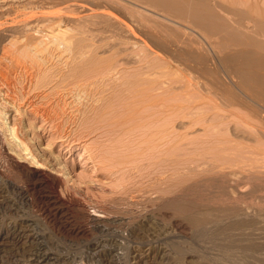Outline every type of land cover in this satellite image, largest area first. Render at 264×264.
Wrapping results in <instances>:
<instances>
[{
    "label": "rangeland",
    "instance_id": "obj_1",
    "mask_svg": "<svg viewBox=\"0 0 264 264\" xmlns=\"http://www.w3.org/2000/svg\"><path fill=\"white\" fill-rule=\"evenodd\" d=\"M260 3H262V0H260ZM253 12L258 13V10L255 9ZM104 34L107 33L103 32L100 36ZM104 36L106 37L107 35ZM104 36L103 40H101L103 41L102 43H100V40H84H87L88 45L83 42V47L87 48H85L86 50L83 48V51L85 53L87 51V54H84L86 56L89 55L88 57L84 56V54L83 57H80L77 54V60L76 52L73 50L75 55H69H72L71 57L73 58L75 56V59L69 56L68 60L70 61H67V58L65 60L62 59L63 61H57L55 66H59L54 68L57 73V79L55 80V77H53L54 79L47 82L46 86L37 83V85L32 86L33 88L30 87L27 92H20L18 90L21 88L22 91V87H19L21 86L19 82H15L18 85H12L10 93L11 95L21 96L22 99L24 98L23 100L15 95L13 97L9 96V92H6L5 87L0 85V102L10 103V105L5 103L7 105L5 110L7 111L6 120H9L8 123L10 125H15L14 128L17 130V135L26 143L38 161L44 165V170L41 169V171H44V177L42 178L33 173V168L27 169L28 164L26 162H23L22 168L15 167L13 164L11 165L4 147L0 145V264H152L151 262L159 264V261L162 264L161 258L163 257V260H166L169 253L175 254L176 259L179 260L178 264H248L246 263L248 260L249 264L256 262V264H260L261 261L264 263L261 260L264 259V255L261 256V261L258 258L260 256L259 253L262 255V252H264V247L259 246L263 251L258 248V244H264L262 242L264 241V236L260 235L264 233L262 231L264 230L262 229L264 228V135L261 136V134H264V126L262 122L257 116L251 114L246 106L234 103L231 98L229 99V97L225 96L227 94L220 89L219 81L220 83L225 81L228 84L231 81L226 78L227 76L222 71V68L219 67L214 71V79L210 78L211 76L202 77L200 74V78H198L199 76H196L198 74L194 73L198 79L194 77L193 81L182 70L180 71L184 73L183 76L179 77L178 73V77L174 76L176 73L174 72L173 77L171 76L173 71L168 72L171 68L174 69L173 67L169 66L165 70L164 66L163 68L161 67L162 65L160 66L159 63H156V60L159 62L157 58L142 50L143 48H140V46L132 48L129 44L126 46V43H124L128 51L122 48L118 52L121 49L119 44L122 46L123 43H116L118 42L117 40L114 39L113 41V39L108 38L111 40L109 41L107 37L104 39ZM95 42L96 45H92ZM111 44L114 45L112 48H110ZM87 46H90V48L88 49ZM95 47L97 50H95ZM114 48L117 51H114ZM131 48L135 49L138 54L135 53V58L134 56L132 57L134 54L130 55V52H133ZM111 51H114V53ZM124 51L128 52V54ZM119 53L121 57L123 56L122 58L120 57L121 63L117 60V58L119 59ZM90 54H92V57ZM114 54L117 56L116 59L113 58L115 57ZM102 55L105 59L108 57V63L111 62L113 66L109 68L110 63L108 66L104 61L102 63L101 59L105 60L101 58L103 57ZM127 55L129 60L134 59L135 64L132 60L129 63ZM144 56L146 57L144 58ZM137 57L142 59V61L145 60V63ZM71 60H76L77 63ZM85 60H89V62H84ZM68 62L69 64L71 62L73 66L71 64L70 66ZM90 62H95V65H98V63L102 65L101 67L96 65V67L94 63L88 64ZM83 63H87L84 65L88 66L89 71H87L88 69ZM74 64L77 67L79 66V69ZM82 65L86 70L83 69ZM89 66H92L91 72L93 73L90 72ZM158 66L161 67L159 68L160 71H165L161 73L158 70ZM66 67H70L71 71L73 69L79 70V73L83 69L84 73H81V75L86 74L83 75L84 77L79 75L81 78L77 77L67 80V72L69 74L72 72ZM112 67L114 69L116 67L118 71L116 69V71L112 70ZM101 71H103V74ZM180 71L178 70V72ZM62 72L66 73L65 76ZM116 72L117 74L115 75ZM181 72L180 74L182 75ZM94 73L97 77L93 75ZM141 73H148V76ZM163 73L167 75L164 77ZM220 73L221 78L218 75ZM107 75L110 76V79ZM158 75H162L165 78L160 76V80H168L167 82L162 80L167 85L164 84L163 87L161 85L163 82L159 83ZM168 75L171 77L170 79ZM216 75H218L219 80ZM222 75H224L223 80ZM99 76L101 79H99ZM58 77L60 78L58 79ZM182 77H185L186 81L184 78L181 80ZM204 78L207 79L205 80ZM209 78L214 84L207 81ZM79 79H82V81ZM148 79H151V81ZM187 79L193 81L192 86L191 84L189 85ZM138 80L141 83L137 82ZM179 80L187 82L186 84L190 86V91L185 90L184 92L183 89L186 88L184 86L186 84L184 82L180 83ZM83 81L86 83H83ZM124 81L134 85L131 84L130 86ZM155 81H159L157 85L154 83ZM202 81L206 82L203 83ZM196 83L201 85L198 86L201 91ZM202 83L203 85L206 83L210 85L206 84L204 86V88L207 87L206 89L200 88L203 87ZM104 84H106L105 87ZM128 85L131 87V91L130 88H126ZM177 85L178 87H176ZM136 86H139V89L143 88L141 90L144 93L141 90L142 93L138 91L139 89L135 88ZM50 87L52 88L51 91L49 90ZM144 87L147 89L146 91ZM35 88L38 89V92ZM180 88L182 89L181 92ZM67 89L70 91H68L69 93ZM72 90L73 92L75 90V92L71 93ZM127 90L131 93L135 92V96ZM212 90H215L214 93H216L214 94ZM14 91L23 95H19ZM58 91L60 93H57ZM234 91L236 90L234 89ZM148 92L150 93L149 95H147ZM157 92L159 94L163 92V96H158ZM204 93H207V95ZM25 94L28 97H25ZM143 94L145 99L138 98L139 96L143 97ZM61 96H64L62 100L59 99ZM55 99L58 101L55 102ZM222 99H224L223 102ZM228 99L230 102H228ZM7 100L10 101L8 102ZM120 101L123 103H120ZM145 101L146 103H144ZM225 102L230 104L227 103L226 105ZM32 103L34 104L32 105ZM143 104L145 106H142ZM56 105L57 107L59 105V107L56 108ZM196 106L197 108H195ZM110 107L111 109H109ZM190 107H193V110L196 109L199 114H193V110ZM173 116L177 117V121ZM171 122L172 124H170ZM164 123L165 125H162ZM182 123L184 124L182 125ZM261 124L262 127H260ZM257 128L258 131L260 128L261 134H258ZM246 134L249 135L247 136ZM172 138L174 140H171ZM154 140L156 141L154 142ZM144 141H146V144ZM149 152L151 153L149 154ZM187 160L190 161L188 162ZM218 169L223 172L219 173ZM248 177L252 178L249 179ZM56 181L58 182L56 183ZM211 189L216 191L212 192ZM175 201L176 203L188 205V212L187 210H181L182 212L180 209L176 210L173 205ZM93 210L103 212V216L98 220L93 215L90 216L89 211L92 212ZM233 210L235 213L230 214L231 211L234 212ZM226 214L229 216L227 217ZM189 215L197 218L204 217L205 219L202 223L199 221L189 223L187 221V216ZM253 217L254 219H252ZM225 218L228 220H225ZM237 218H241L238 220L239 222L243 221V225L249 224V226H244V230H242V224L234 227L236 225L234 223L238 221ZM255 220L260 222L257 221V223ZM229 221L236 222L230 224L231 222ZM229 224L231 227L234 225L235 229L238 227L237 230L232 227L233 229L230 228L227 234L226 231L223 233L219 231L220 226L221 228L229 227ZM213 226L216 228L215 230ZM253 226H258V229H256L257 227L254 229ZM250 228L252 232H257L259 237L254 232L252 234ZM233 230L234 233H232ZM213 231L220 232V237ZM230 233L236 237L242 235L239 238L244 237L245 240H250V237L246 236L250 233L248 235L251 236V241H256L257 244V251L253 250L256 254L253 251L246 253L250 254V256L246 255L245 252L243 253V251V254H240L241 250L238 246H231L233 248L230 247L231 250L229 248L230 242L227 240V235ZM223 241L224 244L222 243ZM224 245H227V248ZM148 248L151 252L148 251ZM176 248L180 249V251L176 250ZM112 252L115 253V256ZM148 253H150L149 257ZM244 254L249 256V258L243 257ZM251 256H255L258 260L256 261L255 257L252 259L253 257L251 258ZM172 260L174 259L172 258ZM252 260L253 262L251 263Z\"/></svg>",
    "mask_w": 264,
    "mask_h": 264
},
{
    "label": "bare ground",
    "instance_id": "obj_2",
    "mask_svg": "<svg viewBox=\"0 0 264 264\" xmlns=\"http://www.w3.org/2000/svg\"><path fill=\"white\" fill-rule=\"evenodd\" d=\"M263 3V4H262ZM262 3H260V0H0V85L5 87L6 92H9V96L13 97L11 95V88L12 85L17 84L18 82L20 83L22 87L18 90L20 92H27L30 87L37 83H41L44 86H46V83L49 82L51 79L55 80L57 79V73L55 72L54 68L59 66H55L57 61H60L62 59H66L67 61L69 58V54H74L73 50L76 52V58L77 54L80 57H83V54L85 53L84 50L87 48L84 46L83 47V42L87 44V40L84 41L85 39H91L92 41H97V40H103V36L107 35V39H114L117 40L118 42L116 43H123L122 46H124V43L129 44L132 48L140 46V48H143L142 50L147 51L151 56L157 58L159 60V63L161 67H163L165 70L167 67H173L174 69H170L169 71H173L171 76H178L181 77L184 75L180 70L183 72L185 71L188 74V77L190 79H195L194 73H197L204 77L208 76L210 78H215V73L214 71L217 68H222L226 74V78H228L231 82L230 84L226 83H220L219 85L221 86L220 89L222 91L226 92L227 98H231V101L237 104H242V106H246L251 114L254 116H257V118L262 122L264 126V0H262ZM262 4V5H261ZM261 5V6H260ZM257 9L258 13H254L253 11ZM3 19V20H1ZM99 29V30H98ZM106 32L107 34H104L103 36H100L101 33ZM105 37V36H104ZM106 37L104 39H106ZM102 38V39H101ZM109 40V39H108ZM90 41V42H92ZM111 41V40H109ZM107 41V42H109ZM99 42V41H98ZM101 41L100 43H102ZM106 43V41H104ZM89 43V40H88ZM104 43V44H105ZM111 43V42H109ZM92 44V43H91ZM96 45V42L93 43L92 45ZM115 44V43H114ZM90 45V44H89ZM101 45V44H100ZM120 45V46H119ZM118 46L121 47L118 52L122 50V48H125L119 44ZM112 48L114 45H110ZM88 47V46H87ZM106 47V46H105ZM129 47V46H128ZM86 48V49H85ZM90 46L88 47V49ZM96 48V47H95ZM131 48V49H132ZM97 50V48L95 49ZM114 51L115 48L113 49ZM127 50V47L125 48ZM133 50V49H132ZM89 51V50H88ZM91 51V49H90ZM106 51V50H104ZM114 51H111L114 53ZM128 51V50H127ZM130 51V49H129ZM144 51V52H145ZM125 52V51H124ZM128 54V52H125ZM132 52V51H131ZM131 54L132 57L137 54L135 52V49ZM89 53V52H88ZM112 53V55H113ZM136 53V54H135ZM74 54V55H75ZM87 54V51L86 53ZM84 54V56H86ZM92 57V54H90ZM120 55V56H119ZM118 57L114 56V59L117 58L118 61H120L121 54L119 53ZM129 55V58L131 59V56ZM138 55V54H137ZM72 56V55H71ZM70 56V57H71ZM89 56V55H88ZM86 56V57H88ZM103 56V55H102ZM109 56V55H108ZM126 56V55H124ZM149 56V55H148ZM98 57V56H96ZM112 57V56H111ZM123 57V56H122ZM121 57V58H122ZM146 56H144L145 58ZM150 57V56H149ZM73 58V57H71ZM70 58V59H71ZM85 58V57H84ZM101 58H104L101 57ZM112 58V60H113ZM126 58V57H125ZM138 58V57H137ZM75 59V56L74 58ZM82 59V58H81ZM90 59V57H89ZM105 59V58H104ZM128 59V55H127ZM139 60L142 61V59L138 58ZM150 59V58H149ZM78 60V58H77ZM84 60V59H83ZM96 61V59H94ZM93 60V61H94ZM98 60V59H97ZM100 60V58H99ZM98 60V61H99ZM106 60V62H105ZM101 59V62L104 61V63L108 64L107 59ZM111 60V59H110ZM122 60V59H121ZM125 60V59H124ZM129 60V59H128ZM132 60V59H131ZM131 60H129L131 63ZM63 61V60H62ZM61 61V62H62ZM75 61L76 60H71ZM92 61V58H91ZM134 63V59L132 60ZM135 61H137L135 59ZM140 61V62H141ZM145 61V60H144ZM142 61V62H144ZM84 62H89V60H85ZM100 62V61H99ZM100 62V63H101ZM113 62V61H112ZM116 62V61H115ZM139 63V61H137ZM147 62V60H146ZM66 63V62H65ZM73 63V62H72ZM77 63V62H76ZM95 65V62H93ZM93 63H88V64H93ZM98 67H101L99 65ZM103 63V62H102ZM121 63V61H120ZM124 63V62H123ZM145 63V62H144ZM154 63V62H153ZM60 64V63H59ZM64 64V63H63ZM69 64V62H68ZM67 64V65H68ZM71 64V62H70ZM69 64V65H70ZM87 64V63H83ZM126 64V61H125ZM128 64V63H127ZM135 64V63H134ZM149 64V63H148ZM158 64V65H159ZM61 65V64H60ZM66 66V64H64ZM72 65V64H71ZM70 65V66H71ZM83 69L86 70V68ZM95 65V66H96ZM133 65V64H132ZM147 65V64H145ZM62 66V65H61ZM60 66V67H61ZM73 66V65H72ZM74 66H76L74 64ZM81 66V65H80ZM94 66V67H95ZM96 66V67H97ZM113 66L112 64L108 66L109 68ZM155 66V65H154ZM64 67V66H63ZM62 67V68H63ZM79 67V66H78ZM76 66V68H78ZM80 67V68H82ZM87 71H89L88 66ZM90 67V66H89ZM92 67V66H91ZM91 67H90V72H91ZM147 67V66H146ZM158 66V70L160 71ZM67 68V67H66ZM75 68V67H74ZM108 68V69H109ZM149 68V67H148ZM156 68V67H155ZM155 68H153L154 71ZM162 68V69H163ZM70 73L67 72L68 78L67 80L71 78H77L79 75H81L82 71L79 73L75 69L73 71L70 70V67H68ZM79 69V68H78ZM103 69V68H101ZM116 69V67H115ZM112 67V70H115ZM163 69V70H164ZM62 70V69H60ZM99 70V69H98ZM111 70V69H110ZM111 70V72H112ZM117 70V69H116ZM115 70V71H116ZM147 70V69H146ZM152 70V71H153ZM164 70V71H165ZM176 70V71H174ZM178 70L180 72H178ZM66 71V70H65ZM85 71V72H87ZM100 71V70H99ZM98 71V72H99ZM103 71H105L103 69ZM103 71L102 74H103ZM108 71V70H107ZM118 71V70H117ZM164 71H160L161 73ZM171 71V72H172ZM110 72V71H109ZM167 72V71H166ZM165 72V73H166ZM170 72V73H171ZM63 73V72H62ZM93 73V72H91ZM108 73V72H106ZM114 73V71L112 72ZM111 73V74H112ZM152 74V72H150ZM219 73V72H218ZM60 74V73H58ZM64 74V73H63ZM66 74V73H65ZM64 74V76H65ZM109 74V73H108ZM110 74V75H111ZM117 72L115 73V75ZM142 75L148 73H141ZM164 74V73H163ZM169 74V73H168ZM192 74V75H191ZM223 74V73H222ZM92 75V74H91ZM96 76V74H93ZM100 75V74H97ZM105 75V72H104ZM119 75V74H118ZM167 74H164V77ZM219 77L221 75L218 74ZM216 75V77L218 76ZM70 76V78H69ZM87 76V75H86ZM101 76V75H100ZM99 76V79H101ZM109 76V75H107ZM123 76V75H121ZM146 76V75H145ZM150 76V75H149ZM152 76V75H151ZM159 76V75H158ZM157 76V77H158ZM162 76V75H160ZM158 77V79L160 78ZM173 76V77H174ZM177 76V77H178ZM224 79V75H222ZM79 77V78H81ZM84 77V76H83ZM89 77V76H88ZM91 77V76H90ZM97 77V76H96ZM102 77V76H101ZM106 77V75H105ZM112 77V76H111ZM117 77V76H116ZM154 77V76H153ZM163 77V76H162ZM161 77V79H162ZM163 77V78H164ZM169 77V75H168ZM195 77V78H194ZM207 77V78H208ZM217 77V79L219 78ZM60 77H58L59 79ZM62 78V77H61ZM64 78V77H63ZM110 79V76L108 77ZM149 78V77H148ZM156 78V77H155ZM171 77H169L170 79ZM184 78L186 81L185 77H182L181 80ZM200 78V76L198 77ZM197 78V79H198ZM207 78H204L205 80ZM208 79L207 81L211 82V79ZM213 78V79H214ZM221 78V77H220ZM83 79V78H82ZM82 79H79L82 81ZM98 79V80H99ZM119 79V78H117ZM154 79V78H153ZM165 79V78H164ZM178 79V78H177ZM176 79V81H178ZM180 79V78H179ZM190 79H187L189 81V85L193 84V81ZM73 80V79H72ZM84 80V79H83ZM90 80V79H89ZM95 80V79H94ZM97 80V79H96ZM108 80V79H107ZM106 80V81H107ZM115 80V79H114ZM131 80V79H130ZM135 80V79H134ZM151 81V79H148ZM156 80V79H155ZM163 80V79H162ZM160 80L159 83H162L163 81L166 80ZM179 82H184L185 84L187 82L181 81ZM201 80V79H200ZM216 80V79H215ZM219 80V79H218ZM76 82L75 80H73ZM86 81V80H85ZM83 81V83L85 82ZM100 81V80H99ZM98 81V82H99ZM105 81V82H106ZM109 81V80H108ZM117 81V80H116ZM126 81V80H125ZM124 81V82H125ZM149 81V82H150ZM162 81V82H161ZM168 81V80H167ZM166 81V82H167ZM171 81V80H170ZM197 81V80H195ZM17 82V83H15ZM53 82V80H52ZM61 82V79H60ZM97 82V81H96ZM102 82V81H101ZM123 82V81H122ZM136 82V81H135ZM137 82L141 83L140 80ZM158 82H154L157 83ZM172 82V81H171ZM203 82V81H202ZM206 82V81H204ZM203 82V83H204ZM45 83V84H44ZM51 83V82H50ZM50 83H48L50 85ZM56 83V82H55ZM64 83V82H63ZM69 83V82H68ZM86 83V82H85ZM120 83V82H119ZM127 83V82H125ZM153 83V84H154ZM179 83V84H180ZM182 83V84H184ZM195 83V82H194ZM201 83V82H200ZM204 88L205 85H203ZM39 84V85H41ZM53 84V83H52ZM91 84V83H90ZM93 84V83H92ZM127 84H130L127 83ZM134 85L133 83H131ZM130 84V86H131ZM143 84V83H142ZM165 82H163L161 85L164 87ZM197 84V83H196ZM214 84V82H213ZM18 85V84H17ZM16 85V86H17ZM42 85V87H43ZM67 85V83H66ZM71 85V84H70ZM73 85V84H72ZM95 85V84H94ZM106 84H104L105 87ZM126 85V84H125ZM167 85V84H165ZM189 85H184L186 88ZM200 84H197V87ZM210 85V84H208ZM218 85V83H217ZM0 86V88H1ZM63 86V85H62ZM77 86V85H76ZM124 86V85H122ZM128 85L126 87L127 89L131 87ZM142 86V85H141ZM201 86V85H200ZM233 86V87H231ZM18 87V86H17ZM41 87V86H40ZM52 87V86H51ZM50 87V91L51 88ZM54 87V86H53ZM56 87V86H55ZM68 87V86H67ZM92 87V86H91ZM178 87V85L176 86ZM215 87V86H214ZM14 88V87H13ZM33 88V87H32ZM38 88V87H37ZM35 88V89H37ZM45 88V87H44ZM74 88V87H73ZM82 88V87H81ZM96 88V87H95ZM119 88V87H118ZM125 88V89H126ZM139 89V86L135 87ZM141 88V87H140ZM145 88V87H144ZM182 88V87H181ZM180 88V89H181ZM183 89L184 92L185 90H189L190 86L188 89ZM207 88V87H206ZM204 88V89H206ZM209 88V86H208ZM216 88V87H215ZM18 89V88H17ZM57 90V88H55ZM54 89V90H55ZM59 89V88H58ZM69 89V88H68ZM67 89V92L69 91ZM137 89V90H138ZM143 90V88H141ZM139 89L138 91H140ZM164 89V88H163ZM199 89V87H198ZM210 89V88H209ZM208 89V90H209ZM234 89L236 91H234ZM4 90V92H5ZM41 90V88H40ZM64 90V89H61ZM106 90V89H105ZM119 90V89H118ZM133 90V86H132ZM136 90V89H135ZM141 90V91H142ZM147 89L145 88V91ZM162 90V89H161ZM200 90V89H199ZM219 90V89H218ZM2 91V90H1ZM38 92V89L36 90ZM35 91V92H36ZM65 91V90H64ZM128 91V90H127ZM128 91V92H130ZM137 91V93H138ZM140 91V92H141ZM149 91V89H148ZM163 91V90H162ZM182 89L180 90V92ZM190 91V90H189ZM201 91V90H200ZM206 91V90H205ZM213 93L215 90H212ZM220 91V90H219ZM15 92V91H14ZM20 92H15V93H20ZM41 92V91H40ZM39 92V93H40ZM48 92V91H47ZM66 92V91H65ZM63 92V93H65ZM70 92V91H69ZM68 92V93H69ZM75 92V90H74ZM73 90L71 93H74ZM81 92V91H80ZM143 92V91H142ZM141 92V93H142ZM152 92V91H151ZM179 92V93H180ZM182 92V93H184ZM204 92V91H202ZM202 92H200L202 94ZM207 92V91H206ZM211 92V91H210ZM1 93V92H0ZM3 93V92H2ZM13 93V91H12ZM49 93V92H48ZM52 93V92H51ZM57 93H60L59 91ZM79 93V92H78ZM84 93V92H83ZM119 93V91H118ZM126 93V92H125ZM124 93V94H125ZM131 93V92H130ZM139 93V95H141ZM144 93V92H143ZM158 93V92H157ZM161 93V92H160ZM163 93V92H162ZM159 94L162 95L163 94ZM181 93V94H182ZM197 93V92H196ZM216 93V92H215ZM214 93V94H215ZM222 93V92H220ZM32 94V93H31ZM34 94V93H33ZM46 94V92H45ZM50 94V93H49ZM48 94V95H49ZM134 94L135 92L131 93ZM150 93L148 92L147 95ZM152 94V93H151ZM189 94V93H187ZM207 95V93H204ZM218 94V93H217ZM224 94V93H223ZM8 95V94H7ZM23 95V94H19ZM29 95V94H28ZM40 95V94H38ZM44 96V94H42ZM41 95V96H42ZM53 95V93H52ZM62 95V94H61ZM72 95V94H71ZM71 95H65V96H71ZM89 95V94H88ZM115 95V93H114ZM117 95V94H116ZM127 95V94H126ZM222 95V94H221ZM220 95V96H221ZM16 96V95H15ZM18 96V95H17ZM16 96V97H17ZM27 94H25V97ZM30 96V95H29ZM40 96V97H41ZM51 96V95H50ZM58 96V95H57ZM82 96V95H81ZM128 96V95H127ZM131 96V95H130ZM217 96V95H216ZM21 97V96H18ZM24 97V96H23ZM28 97V96H27ZM36 97V96H35ZM53 97V96H52ZM64 97V96H63ZM63 97L61 96L59 99L62 100ZM73 97V96H72ZM76 97V96H75ZM80 97V96H78ZM148 97V96H147ZM155 97V96H154ZM161 97V96H160ZM223 97V96H222ZM6 98V97H5ZM33 98V97H32ZM42 98V97H41ZM58 98V97H57ZM66 98V97H65ZM69 98V97H68ZM124 98V96H123ZM126 98V97H125ZM129 98V97H128ZM138 98H144L139 96ZM224 98V97H223ZM10 99V98H8ZM24 99V98H23ZM21 97V100H23ZM26 99V98H25ZM29 99V98H28ZM75 99V98H74ZM120 99V97H119ZM145 99V98H144ZM142 99V100H144ZM153 100V98H151ZM150 99V100H151ZM228 99V102H230ZM56 100V99H55ZM67 100V99H66ZM95 100V99H94ZM147 100V98H146ZM224 99H222L223 102ZM8 101V100H7ZM10 101V100H9ZM8 101V102H9ZM15 101V100H14ZM20 101V99H19ZM34 101V100H33ZM32 101V102H33ZM47 101V100H45ZM50 101V100H49ZM56 100L55 102H57ZM68 101V100H67ZM76 101V100H75ZM148 101V100H147ZM162 101V100H161ZM227 101V100H226ZM13 102V101H11ZM28 102V101H27ZM31 102V100H30ZM54 102V103H55ZM70 102V101H69ZM77 102V101H76ZM122 101H120L121 103ZM163 102V101H162ZM191 102V101H190ZM193 102V101H192ZM227 102V103H228ZM6 103V102H5ZM0 102V145L4 147V150L9 158V161L11 162V165L13 164L15 167H20L22 168L23 162H26L28 164V168L34 169L33 173L36 176L39 177H44V165L41 164V162L38 161V159L35 157L34 153L31 152L29 147H27L26 143L17 135L15 130V125H10L8 121L6 120V112L7 105H10V103ZM14 103V102H13ZM40 103V102H39ZM44 103V102H43ZM47 103V102H46ZM59 103V102H58ZM96 103V102H95ZM123 103V102H122ZM146 103V101L144 102ZM160 103V101H159ZM188 103V102H187ZM226 103V102H225ZM226 103V105H227ZM19 104V103H18ZM34 103H32L33 105ZM57 104V103H56ZM61 104V103H59ZM109 104V103H108ZM140 104V102H139ZM142 104V103H141ZM191 104V103H190ZM230 104V103H228ZM23 105V104H22ZM31 105V104H30ZM45 105V104H44ZM62 105V104H61ZM71 105V104H70ZM74 105V104H73ZM99 105V104H98ZM110 105V104H109ZM116 105V104H115ZM121 105V104H120ZM162 105V103H161ZM193 105V104H192ZM225 105V104H224ZM225 105V106H226ZM15 106V105H14ZM20 106V105H19ZM29 106V105H28ZM39 106V105H38ZM55 106V105H54ZM66 108L67 106L64 105ZM69 106V105H68ZM142 106H145L144 104ZM151 106V105H147ZM164 106V105H163ZM13 107V106H12ZM59 107V105H58ZM56 105V108H58ZM61 107V106H60ZM71 107V106H70ZM188 107V106H187ZM15 108V107H14ZM33 108V106H31ZM48 108V107H47ZM66 108H64L66 110ZM95 108V107H94ZM152 108V107H151ZM155 108V107H154ZM153 108V109H154ZM191 108V107H190ZM193 108V107H192ZM191 108V110H193ZM197 108V106L195 107ZM199 108V107H198ZM244 108V107H243ZM12 109V108H11ZM45 109V108H44ZM99 109V108H97ZM96 109V110H97ZM107 109V108H106ZM105 109V110H106ZM111 109V107L109 108ZM150 109V107H149ZM16 110V109H15ZM59 110V109H58ZM104 110V109H103ZM17 111V110H16ZM21 111V110H20ZM36 111V110H35ZM43 111V110H42ZM48 111V110H47ZM71 111V110H69ZM112 111V110H110ZM152 111V110H151ZM196 109L193 110V114H196L197 111ZM200 112V110H198ZM15 112V111H13ZM37 112V111H36ZM39 112V111H38ZM68 112V111H67ZM157 112V111H156ZM154 112V113H156ZM173 112V110H172ZM19 113V111H18ZM42 113V112H41ZM63 113V112H62ZM99 113V112H98ZM192 113V112H190ZM17 114V113H16ZM44 114V113H43ZM61 114V113H60ZM68 114V113H67ZM93 114V110H92ZM177 114V113H176ZM199 114V113H197ZM19 115V114H18ZM49 115V114H48ZM84 115V114H83ZM160 115V114H159ZM162 115V114H161ZM172 115V114H171ZM56 116V115H55ZM157 116V115H156ZM62 117V116H61ZM70 117V116H69ZM174 117V116H173ZM172 117V118H173ZM183 117V116H182ZM191 117V116H190ZM58 118V116H57ZM63 118V117H62ZM77 118V117H76ZM75 118V119H76ZM92 118V117H91ZM177 118V117H176ZM174 117V119L176 120ZM66 119V118H65ZM171 119V118H170ZM169 119V120H170ZM182 119V118H181ZM61 120V119H60ZM172 121V120H171ZM177 121V120H176ZM181 121V120H180ZM51 122V121H50ZM61 122V121H60ZM154 122V120H153ZM175 122V121H173ZM182 122V121H181ZM181 122H179L181 124ZM162 123V122H161ZM172 124V122L170 123ZM177 124V122H176ZM184 123H182L183 125ZM262 124L260 127H262ZM73 125V124H72ZM161 125V124H160ZM162 125H165L162 124ZM181 126V125H180ZM67 127V126H66ZM255 128V126H254ZM57 129V128H56ZM166 129V128H165ZM264 129V128H263ZM19 130V129H18ZM157 130V129H156ZM256 130V129H255ZM262 130V129H261ZM69 131V130H68ZM172 131V130H171ZM258 131V128H257ZM59 132V131H58ZM71 132V131H70ZM164 132V131H163ZM162 132V133H163ZM259 133H260V128H259ZM264 132V131H263ZM262 132V133H263ZM150 133V131H149ZM153 133V132H152ZM158 133V132H157ZM160 133V132H159ZM166 133V132H165ZM170 133V131H169ZM247 133V132H246ZM251 133V132H250ZM164 134V133H163ZM174 134V133H173ZM245 134V132H244ZM146 135V134H145ZM156 135V134H155ZM247 135V134H246ZM249 135V134H248ZM247 135V136H248ZM255 135V134H254ZM264 134H261V136ZM153 136V135H152ZM166 136V135H164ZM252 136V135H251ZM151 137V136H150ZM173 137V136H172ZM176 137V136H175ZM178 137V136H177ZM245 137V136H244ZM264 137V136H263ZM147 138V137H146ZM158 138V137H157ZM156 138V140H157ZM163 138V136H162ZM256 138V137H255ZM259 138V135H258ZM148 139H150L148 137ZM154 139V138H153ZM161 139V138H160ZM254 139V138H252ZM154 140V142L156 141ZM163 140V139H162ZM171 140H174L173 138ZM146 141H144L145 143ZM149 142V141H148ZM150 143V142H149ZM146 144V143H145ZM148 144V143H147ZM155 144V143H154ZM163 144V143H162ZM178 144V143H177ZM142 145H144L142 143ZM159 145V144H158ZM164 146V145H163ZM184 146V145H183ZM161 148V147H160ZM142 149V148H141ZM150 149V148H149ZM156 149V148H155ZM157 149H159L157 147ZM161 150V149H160ZM143 151V150H142ZM149 151V150H146ZM159 152V151H158ZM145 153V151H144ZM148 154V152H146ZM151 152H149L150 154ZM160 153V152H159ZM157 153V154H159ZM161 154V153H160ZM164 154V153H163ZM149 156V155H148ZM161 157V156H160ZM166 157V156H165ZM148 158V157H147ZM185 158V156H184ZM177 159V158H176ZM153 160V158H152ZM156 160V159H154ZM164 161V160H163ZM188 161V160H187ZM190 161V160H189ZM188 161V162H189ZM165 162V161H164ZM179 162V161H178ZM183 162V161H182ZM167 163V160H166ZM172 163V162H170ZM165 164V163H163ZM166 166V165H165ZM190 166V165H189ZM4 167V166H3ZM157 167V166H156ZM222 167V166H221ZM226 167V166H225ZM25 168V167H24ZM193 168V167H191ZM229 168V166H228ZM41 169H43L41 171ZM224 169V168H222ZM47 170V169H46ZM225 170V169H224ZM250 170V169H248ZM2 171V170H1ZM219 171V169H218ZM251 171V170H250ZM260 171V170H259ZM3 172V171H2ZM223 171H219V173H222ZM46 173V172H45ZM226 174V173H225ZM255 174V173H254ZM253 174V176H254ZM263 174V173H262ZM222 175V174H221ZM252 175V174H251ZM257 175V174H256ZM252 176V177H253ZM216 177V176H215ZM247 177V176H245ZM250 177V178H252ZM255 177V176H254ZM259 177V176H258ZM262 177V176H261ZM1 178V177H0ZM205 178V177H204ZM249 178V177H248ZM249 178V179H250ZM257 178V177H255ZM62 179V178H61ZM199 179V178H198ZM203 179V178H202ZM219 179V178H217ZM225 179V178H224ZM246 179V178H245ZM248 179V180H249ZM208 180V178H207ZM215 180V179H214ZM213 180V181H214ZM244 180V178H243ZM252 180V179H251ZM228 181V180H227ZM247 181V180H246ZM58 181H56L57 183ZM60 182V181H59ZM220 182V181H218ZM217 182V183H218ZM251 182V181H250ZM249 182V183H250ZM243 183V182H242ZM252 183V182H251ZM191 184V183H190ZM189 184V185H190ZM226 184V183H225ZM220 185V184H219ZM217 185V187H219ZM253 185V184H252ZM216 186V185H215ZM7 187V186H6ZM12 189V188H11ZM216 189V188H215ZM222 189V188H221ZM7 190V189H6ZM219 190V189H216ZM215 190V191H216ZM250 190V189H249ZM212 191V189H211ZM214 191V190H213ZM212 191V192H213ZM214 191V192H215ZM237 192V191H236ZM258 192V191H257ZM260 192V191H259ZM211 193V192H210ZM238 193V192H237ZM251 193V192H250ZM253 193V192H252ZM256 193V192H255ZM19 194V193H18ZM236 194V193H235ZM7 195V194H6ZM251 195V194H250ZM261 195V194H259ZM155 196V195H154ZM161 196V195H160ZM253 196V195H252ZM8 197V196H7ZM153 197V196H152ZM163 197V196H162ZM238 197V196H237ZM248 197V196H247ZM256 197V196H255ZM262 197V196H261ZM57 198V197H56ZM155 198V197H154ZM259 198V197H258ZM157 199V198H155ZM213 199V198H212ZM243 200V199H242ZM256 200V199H255ZM259 200V199H258ZM173 201V200H172ZM235 201V200H234ZM264 201V200H263ZM3 202V201H2ZM133 202V201H132ZM178 202V201H177ZM197 202V201H196ZM257 202V200H256ZM260 202V201H259ZM258 202V203H259ZM10 203V202H9ZM236 203V202H235ZM255 203V202H254ZM220 204V203H219ZM251 204V203H250ZM174 208L176 210L180 209L183 211H186L188 209V205L182 204V203H175L173 204ZM232 205V203H231ZM239 205V204H238ZM244 205V204H243ZM248 205V204H247ZM9 206V205H8ZM234 206V205H233ZM240 206V205H239ZM246 206V205H245ZM256 206V205H255ZM228 207V206H226ZM243 207V206H242ZM248 207V206H247ZM251 207V206H250ZM254 207V206H253ZM259 207V206H258ZM16 208V207H15ZM238 208V206H237ZM227 209V208H226ZM232 209H234L232 207ZM236 209V208H235ZM243 209V208H242ZM250 209V208H249ZM252 209V208H251ZM258 209V208H257ZM18 210V209H17ZM175 210V209H174ZM217 210V209H216ZM229 210V209H228ZM241 210V209H240ZM247 210V209H246ZM11 211V209H10ZM178 211V212H180ZM234 211V210H233ZM260 211V210H258ZM182 212V211H181ZM188 212V210H187ZM186 212V213H187ZM239 212V211H238ZM241 212V211H240ZM251 212V211H250ZM262 212V211H261ZM230 213V212H229ZM235 213L231 211L230 214ZM237 213V211H236ZM242 213V212H241ZM245 213V212H244ZM259 213V212H258ZM214 214V213H213ZM225 215V214H224ZM227 215V214H226ZM238 215V213H237ZM243 215V214H241ZM250 215V214H248ZM18 216V215H17ZM21 216V215H20ZM96 219L98 220V215H94ZM209 216V215H207ZM229 215H227L228 217ZM245 216V215H244ZM200 217V216H198ZM213 217V216H212ZM223 217V216H222ZM226 217V216H225ZM235 217V216H234ZM252 217V215H251ZM259 217V216H258ZM261 217V215H260ZM13 218V217H12ZM11 218V219H12ZM233 218V217H231ZM243 218V217H242ZM1 219V217H0ZM14 219V218H13ZM111 219V218H110ZM143 219V218H142ZM203 218H197L192 216H187V221L189 223H196L204 221ZM223 219V218H222ZM230 219V218H229ZM235 219V218H234ZM241 219V218H237ZM249 219V218H248ZM254 219V217L252 218ZM252 219L250 220L252 223ZM259 219V218H258ZM22 220V219H21ZM96 220V221H97ZM214 220V219H213ZM224 220V219H223ZM225 220H228L225 218ZM236 220V219H235ZM246 220V219H245ZM264 220V219H263ZM13 221V220H12ZM104 221V220H103ZM242 221V220H241ZM244 221V218H243ZM242 221V222H243ZM254 221V220H253ZM256 221V220H255ZM258 221V220H257ZM256 221V222H257ZM24 222V221H23ZM22 222V223H23ZM121 222V221H120ZM128 222V221H127ZM215 222H217L215 220ZM226 222V221H224ZM231 222V221H229ZM236 222V221H233ZM231 222L230 224H232ZM242 222H239V220L234 223L236 224L234 227L239 226L242 224ZM245 222V221H244ZM260 222V221H258ZM257 222V223H258ZM263 222V221H262ZM13 223V222H12ZM21 223V224H22ZM114 223V222H113ZM221 223V222H220ZM3 224V223H2ZM184 224V223H183ZM214 224V223H213ZM217 224V223H216ZM222 224H224L222 222ZM221 224V225H222ZM226 224V223H225ZM228 224V221H227ZM229 224V225H230ZM248 224V223H247ZM19 225V224H18ZM28 225V224H26ZM25 225V226H26ZM31 225V224H30ZM122 225V224H121ZM129 225V223H128ZM194 225V224H193ZM197 225V224H196ZM203 225V224H202ZM217 225H220L219 223ZM243 225V224H242ZM253 225V224H251ZM29 226V225H28ZM141 226V224H140ZM138 225V227H140ZM223 226V225H222ZM228 226V225H224ZM232 226V227H233ZM244 226H249L248 225H243ZM264 226V225H263ZM261 226V227H263ZM13 227V226H12ZM22 227V226H20ZM31 227V226H30ZM120 227V226H119ZM130 227V226H128ZM216 227V226H215ZM231 225L229 227H222L220 226L219 231L221 233L226 231V234L228 231H230V228H232ZM233 227V228H234ZM254 227V226H253ZM252 227V228H253ZM256 229H258V226ZM254 227V229H255ZM259 227V228H261ZM2 228V227H1ZM214 228V226H213ZM232 228V229H233ZM238 228V227H237ZM237 228L235 230H237ZM240 228V227H239ZM7 229V228H6ZM33 229V228H32ZM111 229V228H110ZM119 229V228H118ZM133 229V228H132ZM140 229V228H139ZM216 228H214L215 230ZM253 229V230H254ZM264 229V228H262ZM129 230V229H128ZM212 230V228H211ZM241 230V229H239ZM249 230V228H248ZM251 230V228H250ZM260 230V229H259ZM258 230V231H259ZM82 231V230H81ZM127 231V230H126ZM202 231V230H201ZM218 231V232H219ZM232 231V230H231ZM264 231V230H262ZM261 231V232H262ZM2 232V231H1ZM117 232V231H116ZM145 232V231H144ZM203 232V231H202ZM215 232V231H213ZM212 232V234H214ZM219 232V233H220ZM238 232V231H237ZM240 232V231H239ZM252 234V230L250 231ZM260 232V231H259ZM31 233V232H30ZM109 233V231H108ZM210 233V232H209ZM216 234L219 235V233L215 232ZM234 233V230L233 232ZM7 234V233H6ZM139 234V233H138ZM145 234V233H144ZM215 234V235H216ZM225 234V235H226ZM243 234V233H242ZM250 234V233H248ZM246 235L250 240H245L243 238L236 237L233 234H228L227 235V240L230 242V246H238L240 247V254L245 252L249 253L250 251H255L256 250V241H251V236ZM5 235V234H4ZM36 235V234H35ZM42 235V234H41ZM217 235V236H218ZM240 235V234H239ZM255 235L258 236L257 232ZM255 235H253L255 237ZM264 236L263 234H260ZM6 236V235H5ZM44 236V235H43ZM121 236V235H120ZM137 236V235H136ZM216 236V237H217ZM245 236V237H246ZM88 237V236H87ZM214 237V236H213ZM220 237V235L218 236ZM262 238V236H260ZM122 238V237H121ZM212 238V237H209ZM225 236L222 238L224 240ZM264 238V237H263ZM10 239V238H9ZM100 239V238H99ZM120 239V238H119ZM123 239V238H122ZM121 239V240H122ZM129 239V238H128ZM218 239V238H215ZM255 239H257L255 237ZM253 239V240H255ZM36 240V239H35ZM92 240V239H91ZM107 240V239H106ZM133 240V239H132ZM214 240V238H213ZM212 240V241H213ZM220 240V239H219ZM226 240V239H225ZM34 241V240H33ZM32 241V242H33ZM46 241V240H45ZM211 241V242H212ZM262 241V239H261ZM1 242V241H0ZM8 243V241H6ZM13 242V241H12ZM19 242V241H18ZM24 242V241H23ZM123 242V241H122ZM214 242V241H213ZM228 242V244H229ZM258 242V241H257ZM264 242V241H262ZM3 243V241H2ZM1 243V244H2ZM5 243V242H4ZM43 243V242H42ZM218 245L219 242L217 241ZM217 243H215L217 245ZM224 244V241L222 242ZM28 244V243H26ZM35 244V243H34ZM101 244V243H100ZM169 244V243H168ZM226 244V241H225ZM227 244V245H228ZM31 245V243H30ZM41 245V244H40ZM221 245V244H220ZM227 245H224L225 247ZM111 246V245H110ZM222 246V247H224ZM264 247V244L260 243L258 244V248L261 249V247ZM119 248V247H118ZM134 248V247H133ZM227 248V247H226ZM232 248V247H231ZM230 248V249H231ZM9 249V248H8ZM13 249V248H12ZM87 249V248H86ZM149 249V248H148ZM233 249V248H232ZM231 249V250H232ZM237 249V248H236ZM258 249V250H259ZM18 250V249H17ZM21 250V249H20ZM25 250V249H24ZM37 250V249H36ZM179 250L180 249H177ZM235 250V248H234ZM262 250V249H261ZM260 250V252H261ZM264 250V248H263ZM262 250V251H263ZM1 251V250H0ZM3 251V250H2ZM5 251V250H4ZM85 251V250H84ZM118 251V250H117ZM122 251V250H121ZM127 251V250H126ZM138 251V250H137ZM150 251V249L148 250ZM192 251V250H191ZM237 251V250H235ZM239 251V249H238ZM253 251V252H254ZM257 251V250H256ZM54 252V251H53ZM103 252V251H102ZM139 252V251H138ZM151 252V251H150ZM251 252V254H253ZM30 253V252H29ZM186 253V251H185ZM242 253V254H243ZM259 253V251H258ZM257 253V255H258ZM261 255L259 253V260L262 258L261 256L264 255V252ZM14 254V253H13ZM57 254V253H56ZM80 254V253H79ZM137 254V253H136ZM243 255V257L249 258L250 254ZM254 254H256L254 252ZM19 255V254H18ZM36 255V254H35ZM60 255V254H59ZM98 255V254H97ZM111 255V254H110ZM237 255V253H236ZM235 255V256H236ZM239 255V253H238ZM140 256V255H139ZM241 256V255H240ZM256 256V255H255ZM255 256H251L252 259H254ZM75 257V256H74ZM124 257V256H123ZM196 257V256H195ZM242 257V258H243ZM257 257V256H256ZM255 260L257 261L258 259ZM103 258V256H102ZM205 258V257H204ZM245 258V260H247ZM264 258V256H263ZM244 259V258H243ZM93 260V259H92ZM139 260V259H138ZM178 260V259H177ZM244 260V261H245ZM264 262V259H261ZM260 260V261H261ZM64 261V260H63ZM81 261V260H80ZM79 261V262H80ZM123 261V260H122ZM31 262V261H30ZM88 262V261H87ZM86 262V263H87ZM143 262V261H142ZM253 260L251 261V263ZM259 262V261H258ZM65 263V262H64ZM117 263V262H116ZM244 263V262H243ZM246 263H250L249 260ZM257 263V262H256ZM252 263V264H256ZM262 263V261H261ZM260 263V264H261ZM14 264V263H13ZM34 264V263H33ZM88 264V263H87ZM191 264V263H190ZM234 264V263H233ZM237 264V263H236ZM264 264V263H262Z\"/></svg>",
    "mask_w": 264,
    "mask_h": 264
},
{
    "label": "built area",
    "instance_id": "obj_3",
    "mask_svg": "<svg viewBox=\"0 0 264 264\" xmlns=\"http://www.w3.org/2000/svg\"><path fill=\"white\" fill-rule=\"evenodd\" d=\"M103 212H99V211H89V215L91 216V215H98L99 217H98V219L100 218V217H102L103 216V214H102ZM95 220V219H94ZM116 252V251H115ZM113 253V255L115 256V253L114 252H112ZM119 253V252H118ZM177 253V252H176ZM149 255H150V253H148V257H149ZM151 257H152V254H151ZM117 258H119V257H117ZM172 258L174 259V260H172ZM162 259V264H178V262H179V260H177L176 259V256H175V254H171V253H169L168 255H167V259L166 260H163V257L161 258ZM152 264H153V262H151ZM159 264H160V261L158 262Z\"/></svg>",
    "mask_w": 264,
    "mask_h": 264
}]
</instances>
